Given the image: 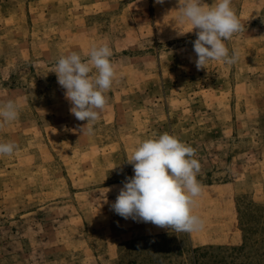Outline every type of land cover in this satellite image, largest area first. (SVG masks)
I'll list each match as a JSON object with an SVG mask.
<instances>
[{"label":"rangeland","instance_id":"1","mask_svg":"<svg viewBox=\"0 0 264 264\" xmlns=\"http://www.w3.org/2000/svg\"><path fill=\"white\" fill-rule=\"evenodd\" d=\"M231 7L237 63L197 70L179 0H0V104H20L0 128L18 145L0 156V264H264V0ZM102 44L117 77L89 135L51 71ZM165 132L201 164L200 231L111 210L133 150Z\"/></svg>","mask_w":264,"mask_h":264},{"label":"clouds","instance_id":"2","mask_svg":"<svg viewBox=\"0 0 264 264\" xmlns=\"http://www.w3.org/2000/svg\"><path fill=\"white\" fill-rule=\"evenodd\" d=\"M156 3L163 4L164 0H156ZM231 4L232 0H215L211 6L204 0H179V22L191 25L188 32L198 29L197 38L192 41L196 56L193 62L197 70L205 69L213 60H222L226 65L237 63L238 52L233 49L230 54L224 42L244 31V25ZM184 33L178 32L179 35ZM112 56L108 44L93 45L87 59L76 52L62 55L51 71L65 90V98L71 104L70 113L78 121H87L89 135L100 119V112L108 104L107 93L117 77ZM19 116L18 101L8 100L0 104V128L16 121ZM16 151V143L0 142V156H12ZM194 157L192 146L167 132L157 139H145L127 159L134 175L122 181L123 186L111 204V210L125 220L151 223L174 232L202 230L203 220L193 214L195 198L203 191L197 180L201 164Z\"/></svg>","mask_w":264,"mask_h":264}]
</instances>
